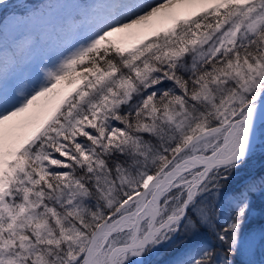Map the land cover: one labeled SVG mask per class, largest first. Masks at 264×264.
<instances>
[{
  "label": "snow or ice",
  "instance_id": "6c2138e0",
  "mask_svg": "<svg viewBox=\"0 0 264 264\" xmlns=\"http://www.w3.org/2000/svg\"><path fill=\"white\" fill-rule=\"evenodd\" d=\"M264 0H0V264H264Z\"/></svg>",
  "mask_w": 264,
  "mask_h": 264
},
{
  "label": "trees",
  "instance_id": "16d2710c",
  "mask_svg": "<svg viewBox=\"0 0 264 264\" xmlns=\"http://www.w3.org/2000/svg\"><path fill=\"white\" fill-rule=\"evenodd\" d=\"M41 2V0L40 1H37L36 3H40ZM252 165H253V167H257V168H259V167H262V166H264V159H255V160H253L252 161ZM159 259H164L163 257H161V258H159Z\"/></svg>",
  "mask_w": 264,
  "mask_h": 264
},
{
  "label": "rangeland",
  "instance_id": "374dc122",
  "mask_svg": "<svg viewBox=\"0 0 264 264\" xmlns=\"http://www.w3.org/2000/svg\"><path fill=\"white\" fill-rule=\"evenodd\" d=\"M37 1H40V0H36V2H37ZM160 260H161V262H162V264H163V260H164V259H163V260H162V259H160Z\"/></svg>",
  "mask_w": 264,
  "mask_h": 264
}]
</instances>
